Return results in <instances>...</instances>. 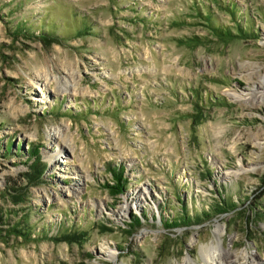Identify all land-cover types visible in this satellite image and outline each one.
I'll return each mask as SVG.
<instances>
[{
	"label": "rangeland",
	"instance_id": "1",
	"mask_svg": "<svg viewBox=\"0 0 264 264\" xmlns=\"http://www.w3.org/2000/svg\"><path fill=\"white\" fill-rule=\"evenodd\" d=\"M263 80L264 0H0V264H264Z\"/></svg>",
	"mask_w": 264,
	"mask_h": 264
},
{
	"label": "trees",
	"instance_id": "2",
	"mask_svg": "<svg viewBox=\"0 0 264 264\" xmlns=\"http://www.w3.org/2000/svg\"><path fill=\"white\" fill-rule=\"evenodd\" d=\"M210 20V24H211V30L215 31L218 35L220 36H224L225 38L230 37V36H235V35H242L244 33H246V29H243L244 27L242 26H238V28H236V30H232V29H225V27L221 26L220 24H215V22H213V20L211 18H208ZM46 39V38H45ZM35 156H37L38 158V153L34 150L33 151ZM37 164H32L35 167V172L37 171L38 173L40 172V170L38 171L37 169ZM110 171L113 173V183L112 184H106L105 187H107L108 189H110V191L112 192L113 195H121V194H125L126 193V189H127V178L126 176H124V170L123 168L120 167H111ZM226 209L224 207L223 204L221 205H217L215 207V212H217L218 214L225 212ZM210 215V213L206 212H201L200 214H197L195 216H191L189 214L188 211H183L182 214L180 215V217L176 218H171L166 220V226L169 227H179L182 225H192V224H198L200 223V221L203 220V217H208ZM137 219V218H136ZM137 222L140 223V219H137ZM16 231H18V233L21 234V236H27L29 235V233H22L18 227H14ZM68 237V236H67ZM68 239V238H67ZM66 240V239H65Z\"/></svg>",
	"mask_w": 264,
	"mask_h": 264
},
{
	"label": "bare ground",
	"instance_id": "3",
	"mask_svg": "<svg viewBox=\"0 0 264 264\" xmlns=\"http://www.w3.org/2000/svg\"><path fill=\"white\" fill-rule=\"evenodd\" d=\"M46 79H47V81H48V83L47 84H51V82L52 81H50V79L48 78V74L46 73ZM39 79H41L42 80V76H39ZM69 80L70 79H67L66 80V85L65 86H60V87H57V90L58 91H67L68 90V86H69V84L67 85V83L69 82ZM45 83V84H46ZM260 84H261V86L262 87H264V80L263 81H261L260 82ZM41 86V85H40ZM45 86V85H44ZM67 86V87H66ZM47 87V86H46ZM44 87H42V89H43ZM42 89H38V90H42ZM65 141L68 143L69 141H68V139L66 138L65 139ZM60 150H62L63 151V146H61V148H60ZM217 235H218V237H219V235H221L222 234V232H221V229L220 228H218V230H217ZM203 250L205 251V252H207V258H208V260H209V263L210 264H215V263H218V259L220 258L219 257V255H221V253H226V254H230V252H227L226 250H224L223 248H219V246L216 244V242L215 241H212V243L211 244H208V245H205L204 247H203ZM109 257H112V259L114 258V253L113 252H111V253H109ZM212 263H211V262Z\"/></svg>",
	"mask_w": 264,
	"mask_h": 264
}]
</instances>
